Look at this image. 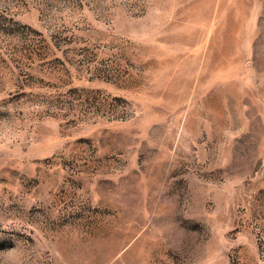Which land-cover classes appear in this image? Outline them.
<instances>
[{
	"label": "rangeland",
	"instance_id": "1",
	"mask_svg": "<svg viewBox=\"0 0 264 264\" xmlns=\"http://www.w3.org/2000/svg\"><path fill=\"white\" fill-rule=\"evenodd\" d=\"M0 264H264V0H0Z\"/></svg>",
	"mask_w": 264,
	"mask_h": 264
}]
</instances>
